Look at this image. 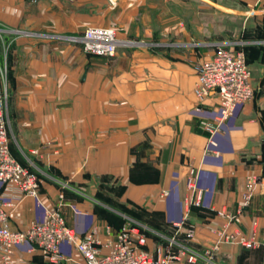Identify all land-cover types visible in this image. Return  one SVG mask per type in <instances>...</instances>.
Returning <instances> with one entry per match:
<instances>
[{"label": "crops", "instance_id": "1", "mask_svg": "<svg viewBox=\"0 0 264 264\" xmlns=\"http://www.w3.org/2000/svg\"><path fill=\"white\" fill-rule=\"evenodd\" d=\"M233 1L247 15L238 29L247 38L189 45L181 42V14L166 11L167 0H0V26L23 35L24 52L9 87L3 86L6 116L19 148L57 171L41 179L37 199L15 198L0 188L11 228L41 221L60 201L68 227L77 235L97 229L102 243L113 237L105 227L116 232L128 217L162 239L191 240L199 254L216 247V264H264L263 247L221 243L218 235L239 230L264 240V60L253 74L255 98L239 105L213 136L218 156L204 153L208 137L202 128L218 116V99L211 94L199 102L194 95L195 66L216 46L264 53V38L252 37L257 22L250 23L261 20L264 33V0ZM222 6L230 13V6ZM89 27H113L120 39L140 43L110 59L91 57L65 39ZM154 37L157 45L150 43ZM191 172L194 193L185 184ZM106 180L123 187L114 200ZM184 220L176 234L174 225ZM153 240L160 239L150 236V247ZM60 250L61 264H83L71 246ZM46 263L28 244L14 250L13 264Z\"/></svg>", "mask_w": 264, "mask_h": 264}, {"label": "built area", "instance_id": "2", "mask_svg": "<svg viewBox=\"0 0 264 264\" xmlns=\"http://www.w3.org/2000/svg\"><path fill=\"white\" fill-rule=\"evenodd\" d=\"M65 39L80 44L84 54L103 58L113 57L120 48L137 45L135 42L118 39L112 30L100 27L87 28L80 38ZM195 72L197 81L194 95L197 100L202 102L211 94L218 99V116L210 122H202L208 137L204 153L218 156L214 134L234 115L239 105L255 97L252 72L241 49L224 46H216L213 56L195 66ZM2 78L3 72L0 70V188L6 193L13 192L15 198L37 199L39 179L29 168L22 166L10 151L6 121L7 95L1 87ZM185 184L188 190L193 193L196 191L193 172L187 176ZM250 189L251 183L248 184ZM199 200L197 192L196 205ZM61 207L59 202L45 212L41 221H32L24 229L17 230L9 226L8 214L0 204V264H13L14 250L22 244H28L32 252H40L51 264L61 262L63 256L60 247L63 244L71 246L80 255L83 264H216V247L207 248L199 254L188 245L191 240L173 237L162 239L145 225L128 217L124 218L122 227L116 232L109 226L105 227L107 236H113L106 243L96 237L97 229L77 235L68 227ZM184 227L185 220L174 225L175 233H180ZM218 235L221 243H233L247 249L264 248V240H256L254 234L248 238L239 230L229 233L221 230ZM150 236L162 241L150 247ZM186 238H192L190 231L186 233Z\"/></svg>", "mask_w": 264, "mask_h": 264}, {"label": "rangeland", "instance_id": "3", "mask_svg": "<svg viewBox=\"0 0 264 264\" xmlns=\"http://www.w3.org/2000/svg\"><path fill=\"white\" fill-rule=\"evenodd\" d=\"M217 1L218 3H221V6L210 5V7H207V5L200 0L199 2H197L196 0H167L166 2L167 4L165 6L166 11L167 10L169 12L176 11L177 13L181 14L182 26L185 34L184 38L181 41L183 44L191 45L197 42L210 43L213 41L214 42L235 41L240 39L245 40L247 38V36H242L241 38L238 32L240 26L246 24L245 19L247 18V15L242 13L243 10H241L242 12L239 11L240 8L239 4H237V2L233 0H217ZM222 4L231 7L230 13L223 11ZM153 6H155L157 9H159V7L160 8L164 7L162 4L158 5L156 2L153 3ZM260 21L261 20L256 21L254 18L253 20H251V22L250 20L248 21L250 23L257 22L256 25L252 27L253 38H257V39L264 38V33H262V27H261L262 23ZM100 28H106L112 30L115 33L116 37L120 39L118 33L113 27H100ZM154 29L157 30V25L154 27ZM26 35L27 37H30L32 39H38L36 35L29 33H27ZM81 36L78 37L76 36V38H80ZM46 38H48L49 41H52L51 37H46ZM22 39H23V35L19 31H13L3 26H0V70L3 72V78L1 79L2 88L3 86H5V84L9 87L10 81L13 80L17 71L16 69H18L19 67L20 61H22V58L24 59L23 57L24 52L19 51V47ZM121 40L135 42L137 43L136 46H138L140 43L138 42V40H134V39H121ZM69 42L70 44H73L71 40ZM158 42L159 40L157 37H154L150 41L151 45L152 44L157 45ZM241 48L250 49L251 47L242 46ZM120 49H126V48H120ZM198 52L199 54H201L202 50H198ZM246 54L249 61V67L251 69L253 76L255 72V68L258 67L259 65H262L263 63L262 60H264V53L258 51L252 52L251 49L250 51H247ZM89 56L95 58H103V57H96L93 55H89ZM253 57H256V60H253L252 59ZM110 58H104V59H110ZM249 58L251 60H249ZM6 121L8 124V134L11 143V149L12 152L15 154L18 162L20 164H23L24 167L29 168V170L31 171L33 170L39 181H41L43 177L46 178L49 175L56 176L57 171L53 169L50 165L44 166L40 162V160H37L35 157H32V155L28 154V152L21 150L19 148L18 138L15 133L14 123L9 116H6ZM103 182H99L101 183L100 185H102ZM105 183H107L106 185L107 189H110L106 191L111 192L110 199L114 200L115 195H117L120 191L121 188L120 185H117L115 182L108 180H106ZM96 188H97L96 189L97 192L105 191V188H102V186H97ZM159 241L162 240H153V244H156Z\"/></svg>", "mask_w": 264, "mask_h": 264}, {"label": "trees", "instance_id": "4", "mask_svg": "<svg viewBox=\"0 0 264 264\" xmlns=\"http://www.w3.org/2000/svg\"><path fill=\"white\" fill-rule=\"evenodd\" d=\"M237 49H241V50L244 52L245 57H246L247 64L249 65L248 57H247V54H246V52L248 51V48H247V49H243V48H240V47H239V48H237ZM251 49H252V48H250V50H251ZM252 50H253V49H252ZM255 95H256V92H255ZM254 98H255V97H254ZM10 151H11L12 156L17 160L15 154L12 152V149H11V143H10ZM17 161H18V160H17ZM21 165H23V164H21ZM23 166H24V165H23ZM32 172H33V170H32ZM34 173H35V172H34ZM122 189H123V187L120 188L119 193L122 191ZM119 193H118V194H119ZM96 197H98L100 200H102V199L100 198L99 195H96ZM102 201H103V200H102ZM109 201H110L109 198H105L103 202H106L108 205H111V204L109 203ZM111 206H112V205H111ZM118 209H119V208H118ZM123 222H124V220L122 219L119 228H121ZM46 264H51V263L47 262Z\"/></svg>", "mask_w": 264, "mask_h": 264}, {"label": "water", "instance_id": "5", "mask_svg": "<svg viewBox=\"0 0 264 264\" xmlns=\"http://www.w3.org/2000/svg\"><path fill=\"white\" fill-rule=\"evenodd\" d=\"M111 1L115 2L116 0H111Z\"/></svg>", "mask_w": 264, "mask_h": 264}]
</instances>
